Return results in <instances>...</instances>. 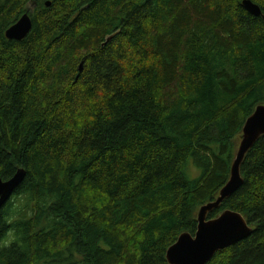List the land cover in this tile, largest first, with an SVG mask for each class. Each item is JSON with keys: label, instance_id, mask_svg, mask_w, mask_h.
Returning a JSON list of instances; mask_svg holds the SVG:
<instances>
[{"label": "trees", "instance_id": "16d2710c", "mask_svg": "<svg viewBox=\"0 0 264 264\" xmlns=\"http://www.w3.org/2000/svg\"><path fill=\"white\" fill-rule=\"evenodd\" d=\"M46 1L0 0V178L25 170L0 264H168L264 104V20L243 0ZM240 173L207 219L231 209L253 232L206 264H264V134Z\"/></svg>", "mask_w": 264, "mask_h": 264}, {"label": "water", "instance_id": "95a60500", "mask_svg": "<svg viewBox=\"0 0 264 264\" xmlns=\"http://www.w3.org/2000/svg\"><path fill=\"white\" fill-rule=\"evenodd\" d=\"M50 1L45 2L46 6ZM242 6L254 16L264 14L260 6L252 0H243ZM32 28V19L28 12L23 13L16 22L5 30V36L10 40H22ZM82 70V62L79 71ZM264 134V104H259L246 118L242 127L241 139L231 164L230 176L225 185L219 190L215 200L200 206L197 212V229L192 235L181 233L177 240L169 246L166 252L168 264H206L215 253L253 232L244 216L234 210L226 209L217 217L207 219V213L217 208L221 202L234 193L242 184L240 166L248 150L256 140ZM25 170L18 168L8 179L0 178V208L10 199L15 189L21 184Z\"/></svg>", "mask_w": 264, "mask_h": 264}, {"label": "rangeland", "instance_id": "374dc122", "mask_svg": "<svg viewBox=\"0 0 264 264\" xmlns=\"http://www.w3.org/2000/svg\"><path fill=\"white\" fill-rule=\"evenodd\" d=\"M27 7H28V11L31 13L34 10L35 5L30 2V3H28ZM240 139H241V137H238L236 150L238 148V144L240 142ZM200 173H201L200 169L197 168L192 162H190L189 165H188V168H187V174H188V176L190 178H196V177H198L200 175Z\"/></svg>", "mask_w": 264, "mask_h": 264}, {"label": "bare ground", "instance_id": "6f19581e", "mask_svg": "<svg viewBox=\"0 0 264 264\" xmlns=\"http://www.w3.org/2000/svg\"><path fill=\"white\" fill-rule=\"evenodd\" d=\"M6 37V36H5Z\"/></svg>", "mask_w": 264, "mask_h": 264}]
</instances>
